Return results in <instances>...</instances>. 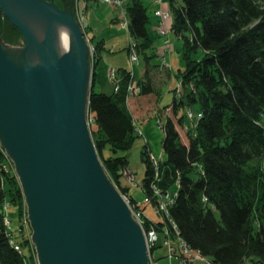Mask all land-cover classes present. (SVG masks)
<instances>
[{
    "label": "trees",
    "instance_id": "trees-1",
    "mask_svg": "<svg viewBox=\"0 0 264 264\" xmlns=\"http://www.w3.org/2000/svg\"><path fill=\"white\" fill-rule=\"evenodd\" d=\"M126 9L137 55L154 57L145 0H131ZM171 13L172 31L185 43L183 92L200 105L202 117L184 132L178 118L183 95L168 108L162 126L167 159L156 161L149 149L143 151L142 187L149 201L158 207L177 188L166 221H146L144 228L168 230L213 264H264V0H171ZM0 35L12 45L23 38L1 8ZM93 41L97 70L106 47L103 40ZM200 50L204 57L194 60L192 54ZM116 76L117 92L115 86L112 94L92 89L91 131L106 171L129 197L121 182L129 158L106 157L105 149L116 154L133 146L137 138L133 113L142 112V99L151 106L154 88L150 79L140 81L143 98L130 99L133 73L120 69ZM129 199L136 210L137 201ZM7 206L14 207L20 218L26 204L14 166L0 146V264H37L24 252L28 240L12 236Z\"/></svg>",
    "mask_w": 264,
    "mask_h": 264
},
{
    "label": "water",
    "instance_id": "water-1",
    "mask_svg": "<svg viewBox=\"0 0 264 264\" xmlns=\"http://www.w3.org/2000/svg\"><path fill=\"white\" fill-rule=\"evenodd\" d=\"M73 0H0V145L14 164L39 264H150L146 230L111 180L90 124L92 46ZM69 31L61 53L60 29Z\"/></svg>",
    "mask_w": 264,
    "mask_h": 264
},
{
    "label": "rangeland",
    "instance_id": "rangeland-1",
    "mask_svg": "<svg viewBox=\"0 0 264 264\" xmlns=\"http://www.w3.org/2000/svg\"><path fill=\"white\" fill-rule=\"evenodd\" d=\"M73 1L75 4L74 9L76 17L83 27L88 42L92 46L93 69L98 74V76L97 74H93V82L94 78L96 80L97 76L98 85L96 87V91H100L102 82H104V87L109 88V90H112L115 85L114 83L118 82V76H116V81L112 80V73L114 70L109 72V74L104 71V64L108 68H114L116 71H119L120 69L131 71L134 75L135 87H139L138 84L140 81H147L150 79L152 87L154 88V93L151 95V106L146 105L145 99H142V101L140 100L143 105L142 112L140 114L133 113L136 123L137 136L133 146L127 151H119L116 154L113 153L109 147H107L105 149V156H128L130 162L129 168L121 178V182L128 188L129 197L127 196L126 199L130 202L129 198L134 196L137 200V205L139 207L136 210L132 209L138 214L141 213L140 222L143 227L146 221L154 223L165 222V213L162 212L163 207L161 205L163 204L164 207H167L171 204V202L168 197H164L161 200L162 203L157 207L147 198V194L142 187L143 179L145 178L146 173V164L143 161V151L149 149L153 159L156 161H164L167 159L163 149L165 131L162 126L166 121L167 109L174 106L177 101L179 102L181 100L184 95L183 91L186 88L183 84V80L180 78L181 72L186 69L185 43L176 35L175 32L172 31L174 24L173 16H171V24L169 21L162 23V20L159 17L161 24L159 28L158 26L156 27L158 23V19L155 17L156 6L162 5L165 0H154V2L151 0H145L146 5L149 7L148 14L151 19L149 33L155 42L154 49L150 52V55L155 54V56L147 60L146 56L140 54L139 61L132 63V52L130 51L132 38L130 33V21L126 9L128 4L131 3V0H120L121 5H117L116 3H106L104 0H90L88 2L84 0ZM169 2L171 4V1ZM58 6L63 8V4H59ZM169 12L171 13V11ZM92 38L97 41L103 40L106 47L103 55V61H100L101 64L100 62L96 64L98 71L94 68V53L96 45ZM22 45H24L23 38L20 44L12 46ZM203 57L204 53L201 50L192 54V58L194 60L199 61ZM94 84L95 82L93 83L92 89H94ZM187 92L189 94L191 93V90H187ZM130 97L143 98V95L140 91L139 94ZM184 101L185 104L178 108V118L182 119V127L184 128V132H187L188 128L195 127V121H198L197 114L200 112L201 108L199 104L192 103L188 96L184 99ZM190 111H192L195 115L193 119H190L188 116V112ZM162 112L165 113L161 114ZM89 121L92 125L93 119L91 118V113ZM5 155L10 160V163L13 164L8 155L6 153ZM6 162V170L8 171L9 163L7 160ZM175 192H177L176 187H174L170 192L172 194L171 196L173 199H171L173 201L175 200ZM6 209L8 214V224L10 225L9 228L10 231H12V236L15 238L20 236L23 237L22 240H28L23 247L24 252L27 255H33L34 260H36L37 264H39L36 250L31 239L32 230H30L31 228L28 221L27 206H24L22 216L20 218L14 207L7 206ZM149 229H152V227ZM164 235V232L160 233L158 248L154 250L156 251L155 258L159 259V257L162 256V259L161 257L159 259V264H170V260L163 258L169 253L167 246H165ZM171 236L173 237L175 243H180L179 240H176L177 237H174L172 234ZM196 253L197 252L193 253L192 257L189 258L186 264H213L209 258H205L200 253Z\"/></svg>",
    "mask_w": 264,
    "mask_h": 264
},
{
    "label": "built area",
    "instance_id": "built-area-1",
    "mask_svg": "<svg viewBox=\"0 0 264 264\" xmlns=\"http://www.w3.org/2000/svg\"><path fill=\"white\" fill-rule=\"evenodd\" d=\"M104 1L106 3H116L117 5H121L120 0H104ZM157 1H159V0H157ZM155 14H156V16L161 18L162 23H166L167 21L171 20V18H172L171 17L172 14L170 12H164V11L158 10V11H156ZM131 48H132L131 49L132 63L138 62L139 56L137 55V53L135 51V44L133 43V41H132ZM112 80L116 81V72L115 71L112 73ZM114 84H115L114 85L115 86V92H117L119 90V84H118V82H115ZM129 91H130L129 96H133V95L139 94L140 88L132 86ZM188 116L190 119H193L195 117V115L192 111L188 112ZM197 117H198V119H200L202 117V114L201 113L197 114ZM4 168L7 169V165H4ZM166 197H168L170 202L173 203V200H172L173 198L171 195H168ZM161 206L163 207L162 212L167 214L168 213V206L164 207L163 204ZM133 212H134L135 218L140 222L141 213L138 214L134 210H133ZM164 234H165L164 235L165 236V246H167L169 253L166 255V257H163V258L170 260V264H186L187 261L189 260V258H191L193 253H195V252L180 237L176 239V240H179L180 243L179 244L177 242L175 243L173 237L171 236V233L168 230H166L164 232ZM146 237H147L148 246H149L150 264H159L160 258L159 259L155 258V252L156 251H154V250H156L158 248L160 233H158L155 229L152 228V229L146 230ZM196 254H198V253H196Z\"/></svg>",
    "mask_w": 264,
    "mask_h": 264
},
{
    "label": "crops",
    "instance_id": "crops-1",
    "mask_svg": "<svg viewBox=\"0 0 264 264\" xmlns=\"http://www.w3.org/2000/svg\"><path fill=\"white\" fill-rule=\"evenodd\" d=\"M152 2H154V0H151ZM169 1H171V0H165L164 2H163V4L162 5H159V6H156L157 8H156V10H155V12L156 11H158V10H162V11H164V12H169V11H171V4H170V2ZM154 5H156V4H154ZM155 17L158 19V23H157V25H156V27L158 26V28L160 27V18L158 17V16H156V14H155ZM172 19V18H171ZM113 20H115V19H113ZM169 23L171 24L172 23V21H170L169 20ZM86 27H87V25H86ZM88 28V27H87ZM90 29V28H89ZM90 31V30H89ZM97 41V40H96ZM102 61H103V58H102ZM101 61V62H102ZM101 62H100V64H101ZM99 64V65H100ZM104 66V71L107 73V74H109V72H111V71H116L114 68H108L107 66H105V64L103 65ZM98 71V70H97ZM97 76H98V74H97ZM97 76H96V80H95V84H94V90L96 91V87H97V85H98V83H97ZM102 86V87H101ZM101 89H100V91L99 92H102V93H107V94H112L113 93V90H114V87L112 88V90H109V88H106V87H104V82H102V84H101ZM109 92V93H108ZM138 98H140V97H138ZM138 98H134V97H132L131 99H138ZM169 109H167V111L166 112H169L168 111ZM165 112H162L161 114H164ZM167 114V113H166ZM178 114H179V111H178ZM132 195V194H131ZM133 196V195H132ZM134 197V196H133ZM134 199H135V197H134ZM136 200V199H135ZM137 201V200H136ZM161 258H162V256H160ZM159 257V258H160ZM163 262H165V261H163Z\"/></svg>",
    "mask_w": 264,
    "mask_h": 264
},
{
    "label": "bare ground",
    "instance_id": "bare-ground-1",
    "mask_svg": "<svg viewBox=\"0 0 264 264\" xmlns=\"http://www.w3.org/2000/svg\"><path fill=\"white\" fill-rule=\"evenodd\" d=\"M59 46L61 53H64L69 48V31L65 28L60 29Z\"/></svg>",
    "mask_w": 264,
    "mask_h": 264
},
{
    "label": "flooded vegetation",
    "instance_id": "flooded-vegetation-1",
    "mask_svg": "<svg viewBox=\"0 0 264 264\" xmlns=\"http://www.w3.org/2000/svg\"><path fill=\"white\" fill-rule=\"evenodd\" d=\"M57 5L63 4L64 6V0H54ZM61 8V7H60Z\"/></svg>",
    "mask_w": 264,
    "mask_h": 264
}]
</instances>
